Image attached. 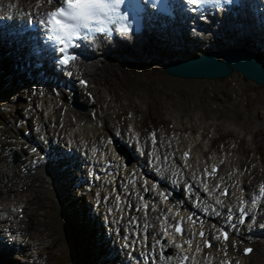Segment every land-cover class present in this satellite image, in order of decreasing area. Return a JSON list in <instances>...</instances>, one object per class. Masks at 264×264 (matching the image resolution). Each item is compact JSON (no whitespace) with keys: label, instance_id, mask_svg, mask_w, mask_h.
I'll list each match as a JSON object with an SVG mask.
<instances>
[{"label":"rangeland","instance_id":"374dc122","mask_svg":"<svg viewBox=\"0 0 264 264\" xmlns=\"http://www.w3.org/2000/svg\"><path fill=\"white\" fill-rule=\"evenodd\" d=\"M186 31L187 29H184V35ZM261 33L264 36L263 31H261ZM241 34L243 36H241ZM162 37L164 36H156L158 41H160ZM246 37L247 35L242 29H240V32H236L233 27H231L230 30L227 29V31L223 28L214 27L209 31L207 38L205 37L206 41L210 39L211 41H205L204 45L195 42L194 39L197 38V36H194V38H188L187 36L183 38L182 36L179 38L167 37L166 40L170 46L167 47V49L171 50L179 49V47H186L184 50H186V54L189 55L194 54L196 51H201L203 48L209 49L211 46H215L217 49L220 47L236 46L238 41L241 44H246L248 42L252 47L253 44L251 43L253 42H251V40L246 41ZM255 37L260 39L259 35L255 34ZM228 38H234V44H228ZM188 39H191V43L187 41ZM262 39L261 41L263 43L261 46L262 50H264V37H262ZM224 42H226L225 46ZM128 45L131 46L127 48L119 47L118 49L116 47L107 48L106 51L108 53L105 54L106 57L104 58L113 61L116 59L115 56H120L121 53H124L125 55H131V57L142 59L146 54L145 46L147 44L139 45V42H137ZM257 45L261 47L259 44ZM177 50L173 52L172 58L183 57ZM256 51L259 53L257 57L264 61V52H261L258 48ZM114 52H116L114 57L109 54H114ZM98 54H101V52ZM131 60L134 62V59ZM12 64L14 65V62H10L9 60L3 62L0 58V76L2 75L0 78L5 77L0 80V93L9 92L11 86L15 87L13 92L9 93L10 97H8V99L11 98L10 101H0V145L1 148L3 145L14 147L13 149L16 150L18 155V161L12 164H14L13 168L20 172L21 167L24 165L23 158L25 157L22 152L27 148L25 140H28V130L26 126L19 127L21 119L31 115L28 119L29 131L37 138L39 133L37 131V126L40 124V116L34 108V101L31 98L21 97L18 92L17 87L21 85L24 76L21 71H19V73L15 71L11 72V70L14 69ZM105 79H107V77H105ZM170 80H172L168 82L170 84H160L152 80L149 82L148 87L143 88L145 89L144 95L142 92L143 89L141 92L139 90L135 92L132 89V95L125 94L121 90L123 87L120 89L119 82L113 79L112 81H109V79L105 80L106 83L102 81L101 85L97 87H90L89 85L90 88L87 89H91L94 93H97L96 99L98 101V106H101L102 109V111H97L98 116H104L102 112L108 110L112 111V109H121L125 111H130L129 109H131V114L132 111H136L137 113L139 101L136 96L142 93L143 97L146 99L147 112L146 115H144L145 112L142 113L144 116L142 115V117L139 118V122L143 126H151V123H153L154 126L162 124L166 129L167 126L170 125V121H172L171 117L174 116L183 122L182 125L183 129L186 130V134L189 131L195 132L196 130H201L205 137L210 133L215 132V135L217 133V137L212 138L208 145L205 144V140L199 141L198 145L201 144L200 148L208 150L209 153L223 150H228L233 153L235 149H238L237 152H241L242 157L240 164L244 170L243 173L246 175L245 186L247 188L250 186V189L246 188V190L250 192L254 191L257 186L256 182L261 179L264 180V89L260 85L244 80L237 72L225 79L218 80L196 81L194 79L180 80L179 78ZM23 87H25L24 83ZM21 89L22 87L19 91L23 92ZM78 92H80L79 89ZM135 93L137 95H135ZM79 94L81 95L82 93ZM82 97L85 99L84 95ZM78 100L80 101L81 99L79 98ZM38 101L40 100H37V102ZM80 102L83 103L82 101ZM89 108L85 106V110L77 111L84 113L85 116H83V119L91 124L92 120H87L90 119V117H88ZM70 110L74 114L73 110L76 109L71 108ZM138 113L141 114L140 112ZM55 114L60 116V120H62L64 124V130L66 127L78 128L77 118H75L71 112L57 110ZM127 114L128 113L123 114L122 117L127 118ZM68 115L72 117L68 118ZM115 118H118V114L115 115ZM69 120L72 124L66 125V122ZM44 121L46 124V120H43V122ZM50 125L52 126L54 124ZM93 128L97 131L94 126ZM109 130L112 131V128H109ZM86 131V135H80L78 131L76 135L72 133L78 138V146L83 145L82 139L85 137L86 139L89 137L91 139L96 138V136L93 135L94 133L88 130ZM221 144L224 146L219 147ZM218 154L213 156H218ZM233 166L234 164L231 165L230 169H233ZM77 174H79V172ZM58 177H55L53 172H48L44 176V187L35 181L34 184H30L29 188L25 187V189H23L25 192L21 191V193H16V191H11V196L9 194L0 200V206L7 207L15 205L12 204L14 198L18 200L28 198L29 201H31L30 204H27L26 211L30 216V221L33 222V228L30 232L33 242L39 244L41 247L40 253L37 254L38 257L33 255L30 256V253L26 252L27 247H23L22 251V253L26 252V257L22 254V256L19 255V249L16 248V245H13V251L5 252L0 250V264H37L39 260L44 261V264H86L85 262L88 260L90 262L92 261L93 264H114L111 259L102 258L106 257L110 250V254H112L110 258L115 257L112 249L115 248L116 243L119 244L118 241L120 240L115 241L116 238H114L113 244L111 240H109L108 245L104 243L99 249V243L95 241L93 248L89 245L88 239L81 233L79 227V225H84L86 227L84 224V213L79 217L80 208L76 209V211L74 210L76 203L80 202L77 201V198H74L75 191L71 189V187L69 188V186H71V180L73 181L74 179L68 177V185L65 177L60 176V174ZM17 179L10 185L11 190H14L20 183V177ZM51 182H53L54 185H51ZM38 191H43V195L40 194L41 202L38 199ZM35 201H37V203L33 204L32 202ZM150 216L156 220V216L153 212L150 213ZM86 228L90 229L89 227ZM103 234L105 236L104 231ZM2 247L6 246L2 245ZM20 248H22V246ZM98 250L100 252L96 255L97 252L95 251ZM116 252L118 253L117 250ZM96 256H98V259H93V257L96 258ZM115 261L116 264H119V262H122V257L118 256ZM207 261L208 257H206L205 263H207ZM256 264H264V259Z\"/></svg>","mask_w":264,"mask_h":264},{"label":"bare ground","instance_id":"6f19581e","mask_svg":"<svg viewBox=\"0 0 264 264\" xmlns=\"http://www.w3.org/2000/svg\"><path fill=\"white\" fill-rule=\"evenodd\" d=\"M24 1H26V0H24ZM10 4L11 5L18 4V6L24 7V5L22 4V0H10ZM223 20H225L226 23L228 22L231 27L235 28L236 32H240V29H242L245 32V34L247 35L246 41L251 40V42H253V43H251V44H253L252 48L257 49V46H256L257 44H259L260 46L262 45L263 42L261 40H263L262 37H264V36L262 35L261 31H259V27L256 26L255 24L253 25L250 22V20L247 18L245 13L238 12L237 14L234 15V17H231L230 15H226V18H224ZM235 21H240V24L234 25ZM175 24L176 23H171L169 25L170 27L169 26L168 27H162V29L159 27L153 28L152 25L150 26V31L148 33H144L141 36V39L139 41L140 42L139 45L147 44L145 46L146 54L143 56V58L141 56L142 59L131 57V55L128 56V55H125L124 53H121L120 56H118V55L115 56L116 59L111 61V60H108L107 58H104V57H106L105 54L108 52L103 51L101 54H95L94 53V56L90 59V61H88L86 63L81 64V62H79L76 65V70L79 73L84 74V76H86L88 78L89 83L93 87L101 85L102 81H104V83H106L105 80H107V79H109V81H112V79L116 80L117 82H119L120 89H121V87H123V89H121V90L125 94H128V95L133 94L132 89L135 92L137 90H139L141 92V90L143 88L148 87L149 82H151L152 80H154L155 82H158L160 84L171 82L172 80H170V79H175V78L166 75L162 71L161 67L165 62L169 61L173 57V54H174L173 52L175 50H177L178 48L177 49H171V50L167 49V47H170V46L168 45L166 38L167 37L179 38L180 36H182V38L186 37L184 35V29L188 30L189 26H190L189 25L190 23L184 22L181 24H177L178 29H172V27ZM206 31H209V25L205 24V23H201V29H198V28L191 29L190 32L193 33L194 36H197V38L194 39L196 43H200V44L204 45L207 37L206 38L202 37V34H204ZM263 33H264V31H263ZM255 34L259 35L260 39H257L255 37ZM156 36H164V37H162V39L160 41H158ZM241 36H243V35L241 34ZM2 39H6L8 41V44L0 41V58L3 60V62L6 60H9L10 62H14V65L12 64L14 66V69L11 70V72L15 71V72L19 73V71H21L22 75H23V70H29L33 75H35L36 72L38 71V68H36L32 65L31 61L33 59V55L31 53H29L27 50L26 51H19L17 49V46H16L14 40H12L10 38H6V37H2ZM227 40H228V42H227L228 44H232V42L234 44V41H235L234 38H232V39L228 38ZM187 41L189 43H191V39H188ZM208 41H211V39L207 40L206 42H208ZM225 43L226 42H224V46H225ZM130 46L131 45H128V44L125 45L123 43V41H120L118 48L119 47H126L127 48ZM238 46L251 47L250 44H248V42L246 44H241V43H239V41H238V44L234 47L236 48ZM196 47H198V46H196ZM227 48L228 47H225V48L220 47L219 49H217L215 46H211V49H214L215 51L224 50ZM96 49H97V47H96ZM100 49H103V47L100 46ZM184 49H186V47H179V49L177 50L182 54V56H183L182 58L197 56L199 54L197 52H202V51H204L205 48H203V50L201 49V51H196L194 54H189V55L186 54L187 52ZM109 54H111V56L114 57L116 52H114V54H112V53H109ZM23 58L25 60H28L27 66H25V61L22 60ZM131 59H134V62ZM234 73H236V71L231 70L229 74H226L225 76L220 77V78L225 79V78L233 75ZM237 73H239V72H237ZM5 75H3V76H5ZM105 77H107V79H105ZM38 78H39L40 82L37 84L35 83L33 86L34 89L37 91V94H34V96L32 94L30 96V98L35 102L34 108L39 113L44 112V113L50 114L54 117L56 115L55 113L57 112V110H65L67 112L68 111L71 112L72 115L75 118H77V121H78V128L77 129L78 130L77 129L76 130L78 131V133L80 135H86L87 134L86 130H88V131H91L92 133H94L93 135L96 136V138H93V139H91V138L86 139V137H85L84 139H82L83 145H80V146L87 147V158H89L90 153H89L88 147L90 146V144H93L94 146H98V144L100 143V141L97 139L98 136L96 134V132H98V131L94 130L93 126L91 125L92 123L91 124H90V122L87 123L88 121H85L83 119L84 114H81L79 112H74V114H73V112L68 108L70 106H68L69 104H68L67 99L64 98V96L67 94L65 92V88H62L61 86L57 85L56 81L52 79L51 72L48 70V68H44L42 76H40ZM188 79L189 80L194 79L196 81L210 80V79H205V78H193V77L188 78ZM180 80H184V79H180ZM215 80H218V79H215ZM168 84H170V83H168ZM200 84H201V82H200ZM39 85H44L48 91L44 92V91L38 90L37 86H39ZM66 86L70 87L71 84L67 83ZM21 90H23V92H21L22 94L26 93V92H30L32 90V86L25 84V87H22ZM75 91L77 92V89ZM171 91H173V90H171ZM142 92L144 95L145 89H143ZM81 95L79 94V92H77L78 98H80L83 103L85 102L84 104L88 108L89 107L92 108L94 106L95 102H98L96 99L97 98L96 92L94 95V102L93 103L91 102V104H88V103H90V101L88 100L87 97H85V99H83V97H82L83 95L82 96ZM135 95H137V94L135 93ZM143 95H142V93H139V95L136 96L138 101H139V107H138L137 113H136V111H134V112L132 111V114H131V117L134 119L133 126H135L136 117H138V115H139V117H141L143 115L142 113L146 112V102H145L146 99L143 97ZM37 100H40V101L37 102ZM138 112H140L141 114H139ZM95 116L98 118V120H100L104 123V127H105L106 125H105L104 116H98L97 111L95 112ZM56 118L60 119V116L58 115ZM87 120L90 121L92 119L90 118ZM46 121H48V123H50V121L48 119ZM70 124H72V122L70 120L66 122V125H70ZM43 127L47 128L46 125H44ZM72 136L74 138H76V136H74L73 134H72ZM194 138H196V136L191 135L190 137H188L185 135L183 137V141L186 142L188 139V142L185 145L181 140L172 139L173 145H175L176 147H179L180 150H184V148H189L191 158L188 161H186V160L183 161L182 169L178 168L177 166H174L172 164V161L170 163H171V167L174 169V171L177 170L179 172H184L186 174H188L189 171H191V172L193 171V175L196 178H200L198 175L200 173L199 167L201 164L203 166L208 165L212 159H218L220 157H225V154L220 153V154H218V156H213L210 158L204 157L205 153L202 152V149L200 148V146H198V144L193 145ZM163 139H164L163 136L160 137V141H162ZM160 141L157 143L156 148L153 149V153L155 155L160 154V150L158 149ZM101 144L102 143H100V145ZM76 146H78V143ZM100 150L103 152V148H100ZM161 155L163 157L165 156L164 153H161ZM235 156H238V158H239L238 153H236ZM222 161H224V159H222ZM134 163H136V162H134ZM227 163L229 164V170L225 171V172H227V174H225L224 171L221 173L220 172L218 173L219 182H222L224 184H231V190L230 191L235 189L234 192H236V190H237L236 185L239 182H242V186L246 185V180L244 179V177H241L242 174H241V171L239 169V165L237 162L234 163L233 169H230L231 163H232V159L230 156H229ZM61 169H62V167L58 168L57 171L59 172V171H61ZM129 171L134 173L132 166L128 167V169L125 173H127ZM203 171H204V169H203ZM36 172L33 176H28V178H31L33 181H37L39 185L44 187L43 186V180L45 179L44 176L48 173L46 166L38 168L36 170ZM0 173L2 174V178H6V175H4L1 171H0ZM53 175L55 177L59 176V174H57L55 172H53ZM58 178H60V177H58ZM215 181L216 180L213 179L211 182L214 183ZM4 185H5V183L1 182V186L3 187ZM51 185H54V183L51 182ZM246 188L247 187H245L244 189L246 190ZM247 189H250V186ZM8 191L9 190H6L5 193H7ZM240 193H242L241 189H239L236 194L241 196L242 194H240ZM40 194L43 195V191H40ZM236 194L233 193L230 196H236ZM189 195H191L190 198H194V197L201 198L202 197L201 193L198 192V189H195V193L189 194ZM246 195L247 194H244V196H246ZM121 198L124 199L125 203L127 202V196L122 195ZM149 198H148V200H146V202L147 203L149 202L150 204H152V207H153L152 212L155 214V216H157V214H156L157 210H158V212H162L160 209L161 206L157 204L156 197L153 196V197H149ZM255 198H256V194L254 197L248 196L246 198V200L248 202H250L251 200H253ZM179 201L181 204L182 212H185L186 210L190 211L189 206L187 205V203L185 202V200L182 197L179 199ZM142 202H143L142 200H137L135 203L131 204L130 211H129V213H131V216L129 218L130 222H133V223L138 222L139 224H143V221H144L143 217H142L143 212L140 210V206H141ZM241 202H244V199H241ZM27 203L28 202L26 200H24L23 205L25 206ZM200 204L202 206H204L206 204V201H201ZM164 205L168 206L171 209V207L169 206L168 203L164 204ZM125 206H126V204H125ZM123 207H124V205L116 203L115 205H112L109 207L110 216L107 213L108 210L105 213L106 218L110 219V222L114 225V227H116V226L119 227L118 230H120V232L118 233V235H115L114 238H116V239L118 238V240L124 239L126 241L124 243V245H126V248L128 247L129 250H131V248L134 249V247H136L137 245H143L144 243H146L147 247L149 249L153 250V252L155 253V251H157L159 248V243H157L156 247H155V245H153L152 243H149L147 240L143 241V239L140 237L134 238L133 235L128 234V232L125 231L126 229L124 230V228L127 226L126 223H127L128 217L126 216V213H125ZM162 208H164V207H162ZM15 209H16V207H15ZM204 211L207 214V216L206 215L204 216L205 219H211L212 220L214 218H217V214L215 213L213 208L212 209H204ZM14 212L15 211H12V212L9 211V215H12V213H14ZM25 215H26V212H25L24 216ZM0 217H1V215H0ZM10 218L12 220H14V222L18 225V228L15 230V235L19 236V237L14 238L12 245H16V247L19 249V255L22 254L24 257H26V255H27L26 252L22 253L23 247L26 246V243L23 242L22 240H25L26 238H27V240L30 239V234H28V232H25L24 230L30 229L32 223L30 220H28L25 223L21 219L20 220L15 219L16 217H10ZM114 219H115V221H114ZM145 219H148V221L151 223V226L149 227V229H150L149 233L151 234V236L158 235V234L154 233L156 230V220L154 218H152L150 215L149 216L147 215ZM216 225H217V223L215 222L214 226H216ZM127 230H128V228H127ZM198 230L204 231V233H205L204 236H206V237H210V238L213 237V235L210 234L209 228H207L205 226L198 228ZM251 233L252 234L250 235V239L253 243V248H252L253 251L251 250L252 252L250 251V253L247 256H238V260H236L237 252H238V250H240V246L244 243V240L242 239L243 233H233L230 240H228L226 243H218L217 241H214V243H213L214 248L210 249L209 251H206L205 249H203L200 246L201 239H199L198 237H194L191 240V242L193 244L195 251L199 255L195 256V257L193 256L192 260H194V262L197 264H222L225 256H228L229 259H231L233 264H256L257 262L262 261L264 259V236H262V235L258 236V234L257 235L255 234L256 232H251ZM97 240L99 242H103L102 236H98ZM2 245L3 244L0 243V247H1L0 250L8 252L7 251L8 248L2 247ZM21 246H22V248H20ZM164 246H166V245L163 244L161 247L164 248ZM37 248L38 247H36L34 252H36ZM197 249H199V251ZM112 251L114 253V256L116 257L118 255V253L116 252L115 248H113ZM184 251H191V249L186 248V249H184ZM39 253H40V251H38V254ZM258 253H259V255H258ZM260 256H262V257H260ZM206 257H208L207 263H205ZM160 260H161V257L159 260H155V261L159 262ZM221 261H222V263H220ZM163 264H165V263H163ZM192 264H194L193 261H192Z\"/></svg>","mask_w":264,"mask_h":264},{"label":"clouds","instance_id":"9594fccd","mask_svg":"<svg viewBox=\"0 0 264 264\" xmlns=\"http://www.w3.org/2000/svg\"><path fill=\"white\" fill-rule=\"evenodd\" d=\"M144 2L146 3L147 0H144ZM157 4L158 0L150 4L151 9L160 11ZM188 4L194 5L189 2ZM48 5L51 6L52 4L48 3ZM196 5L200 4L197 3ZM58 7L65 8V14L61 15L59 19L54 16L48 21V24L51 25V30L48 29L45 23L40 22L46 29V39L54 44H58L57 40L61 37L67 39L69 36H73L77 33V30H79V39L98 43L99 37L103 36L107 43L112 44L113 40L111 37L113 33L124 36L130 33L134 27L131 14L125 8V0H61L59 6L48 7L44 13L56 11ZM113 15L125 18L123 23L128 26V33L122 34L118 30H114L111 32L97 31L91 35H85L88 32L89 25L98 24L100 21L106 22L107 17ZM108 27L115 29L116 25L110 24ZM53 32L56 34L55 36H53ZM128 39L131 42L130 35Z\"/></svg>","mask_w":264,"mask_h":264},{"label":"water","instance_id":"95a60500","mask_svg":"<svg viewBox=\"0 0 264 264\" xmlns=\"http://www.w3.org/2000/svg\"><path fill=\"white\" fill-rule=\"evenodd\" d=\"M218 56L221 57L220 60ZM162 69L173 77L210 80L219 79L234 70L242 74L245 79L264 87V63L257 60L254 53L243 48L227 49L221 52L208 50L200 56L170 60L162 66ZM75 101V95H73L72 104L79 106Z\"/></svg>","mask_w":264,"mask_h":264},{"label":"snow or ice","instance_id":"6c2138e0","mask_svg":"<svg viewBox=\"0 0 264 264\" xmlns=\"http://www.w3.org/2000/svg\"><path fill=\"white\" fill-rule=\"evenodd\" d=\"M44 0H41V3H43ZM47 3L50 4H56L57 0H46ZM189 3H192L194 5H196L197 3L199 4H203L206 3L207 0H188ZM59 3L61 4V0H59ZM59 13V15H58ZM65 14V8L63 7H58L56 9V11H52V12H48V13H43L42 17H41V21L42 23H45L46 26L48 27L49 30H51V25L48 24V21L52 18V17H56L57 19L60 18L61 15ZM124 17L122 16H118V15H113V16H109L106 19V22L104 21H100L98 24H94V25H89L88 27V32L85 33V35H91L97 31H114V30H118L119 32H121L122 34H126L129 31V28L126 24L123 23L124 21ZM110 24H115L116 28L112 29L109 28L108 26ZM56 34L53 32V36H55ZM79 39V30H77V33L74 34L73 36H69L67 39L64 38H60L57 40V43L61 46L60 47V52L63 54V59L62 62L64 64H72L73 62L76 61L77 57L75 54H73L71 52V50L76 46L74 41ZM188 157V153H185V158ZM213 172H215V168H213ZM205 187L207 188V185H205ZM219 187V186H217ZM260 193H261V197L260 198H264V185L260 186ZM223 195H228V191L227 189H225V191L222 193ZM217 203L220 204L222 203V201H220L219 199H217ZM243 209L241 210L242 214H243ZM191 219V217L189 218ZM241 222H243L241 220ZM171 227V225H170ZM176 232H181V228L179 226V223L176 225L175 228ZM167 234V233H166ZM225 239H227V233L226 232H222L221 233ZM201 236H204V233L201 232L200 234ZM185 243H191V241H185ZM178 247H180V245H177ZM207 246L211 247V244H208ZM199 251V249H197ZM248 251H250L249 249H246L245 252L247 253ZM186 259V258H185Z\"/></svg>","mask_w":264,"mask_h":264},{"label":"trees","instance_id":"16d2710c","mask_svg":"<svg viewBox=\"0 0 264 264\" xmlns=\"http://www.w3.org/2000/svg\"><path fill=\"white\" fill-rule=\"evenodd\" d=\"M91 263V262H90Z\"/></svg>","mask_w":264,"mask_h":264}]
</instances>
